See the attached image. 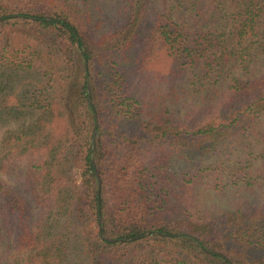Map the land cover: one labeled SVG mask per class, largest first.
<instances>
[{
	"label": "trees",
	"instance_id": "1",
	"mask_svg": "<svg viewBox=\"0 0 264 264\" xmlns=\"http://www.w3.org/2000/svg\"><path fill=\"white\" fill-rule=\"evenodd\" d=\"M93 17L0 0V128L19 124L0 142V264H264V205L238 196L264 185V0ZM228 182L238 201L212 208Z\"/></svg>",
	"mask_w": 264,
	"mask_h": 264
},
{
	"label": "rangeland",
	"instance_id": "2",
	"mask_svg": "<svg viewBox=\"0 0 264 264\" xmlns=\"http://www.w3.org/2000/svg\"><path fill=\"white\" fill-rule=\"evenodd\" d=\"M125 0H89L91 12L93 13V25H97V28L105 29L110 27L115 19L119 15V9L123 5ZM96 28V26H94ZM255 72L253 75H258L264 71V61H260L255 66ZM205 102H201L200 98L197 96L188 97L186 100H183L182 97L179 98L178 101H175L171 104V109L175 115H182L184 111L192 110L194 108H201ZM19 124L17 122H9L4 124L0 128V142L2 137L8 134L10 131L16 130ZM256 130H261L264 132V114H262L258 120ZM252 135L247 137V140H252ZM256 150L255 148H253ZM256 150L255 152H257ZM236 153H232L231 157H234ZM243 159H246L247 156L243 154ZM212 159V156L208 155L206 159H199L200 163H207ZM254 167L259 166V161L254 159ZM201 163V164H202ZM262 183H255L249 186L248 190L241 191L238 196L240 197L241 194L245 198L244 201L250 204L255 205H264V185ZM227 185V186H226ZM223 187L224 193H220L219 190H215L211 195V198L207 201L208 205H211L212 208L218 207H225L233 204L234 202L238 201L239 198L237 196H233V189L236 188L232 186L230 182L226 183ZM233 187V188H231Z\"/></svg>",
	"mask_w": 264,
	"mask_h": 264
},
{
	"label": "water",
	"instance_id": "3",
	"mask_svg": "<svg viewBox=\"0 0 264 264\" xmlns=\"http://www.w3.org/2000/svg\"><path fill=\"white\" fill-rule=\"evenodd\" d=\"M76 46H77V44H76ZM96 180H97V192H99V189H100V180H99V177H98V175L96 174Z\"/></svg>",
	"mask_w": 264,
	"mask_h": 264
}]
</instances>
